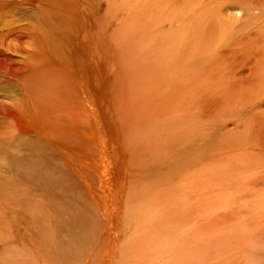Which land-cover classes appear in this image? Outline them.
Listing matches in <instances>:
<instances>
[{
	"label": "rangeland",
	"instance_id": "1",
	"mask_svg": "<svg viewBox=\"0 0 264 264\" xmlns=\"http://www.w3.org/2000/svg\"><path fill=\"white\" fill-rule=\"evenodd\" d=\"M93 1L81 2L72 16L67 4L42 15L36 12L40 2L0 0L2 42L10 47L0 49L16 53V61L5 59V65L16 64L17 70L14 77L0 69V233L4 228L11 234L12 223L5 226L15 214L26 233L16 232L18 246L0 240V264H59L55 258L74 264L68 258L88 256L93 238L104 253L112 236L114 256H124V264H131V253L136 263L141 243L145 264H264V0ZM35 33L49 36L52 53L37 70L28 62L31 54H44ZM74 37L85 53L79 64L71 52ZM92 37L96 59L90 64ZM62 111L81 122L55 127V114ZM70 129L83 137L73 138ZM44 145L46 153L40 150ZM26 158H48L49 169L62 166L79 190L66 195L82 209L76 211L79 220L73 221L74 210L58 212L49 222L64 234L46 240L43 250L35 243L21 248L36 230L24 214L34 213L35 226H46L45 209L56 210L48 195L19 174L34 167ZM11 164L16 177L1 168ZM151 228L158 233L146 241ZM26 250L37 251L36 257L29 259ZM42 252L45 263L38 259Z\"/></svg>",
	"mask_w": 264,
	"mask_h": 264
},
{
	"label": "bare ground",
	"instance_id": "2",
	"mask_svg": "<svg viewBox=\"0 0 264 264\" xmlns=\"http://www.w3.org/2000/svg\"><path fill=\"white\" fill-rule=\"evenodd\" d=\"M2 1H6V0H2ZM37 1V0H36ZM85 0H38L37 2H40L39 3V5H38V7H37V9H36V12H38L39 14H42L43 15V13L41 12V11H46V9L47 8H49V11H47V12H51L52 10H54L55 8H56V10H58L59 8H60V6L62 5H64V4H67V7L66 8H68V12H70L69 14L70 15H74V14H76L75 12L77 11V9L80 7V5H81V2H84ZM37 2H35V3H37ZM93 0H92V3H91V6L93 5ZM7 3V2H6ZM9 3V2H8ZM11 3V2H10ZM18 3L19 4H24V5H32V4H34L35 5V3L33 2V0H18ZM58 4H60V5H58ZM2 5V7H3V4H1ZM52 5H54L55 7H52ZM12 6V5H11ZM17 6V5H16ZM22 6V5H21ZM83 7V6H82ZM10 8V7H9ZM14 8V7H13ZM16 8V7H15ZM87 8V7H86ZM4 9V8H3ZM90 9L92 10V7H90ZM6 11L8 10V9H5ZM11 10H12V12H13V14H14V16H16V13H14V10L11 8ZM60 10V9H59ZM2 10H0V14H2L3 13V11L1 12ZM80 11H81V9H80ZM35 12V11H34ZM54 12H56V11H53V15H54ZM60 13H64V12H60ZM86 13V12H85ZM83 14V13H82ZM38 15V14H37ZM47 15V14H46ZM49 15V14H48ZM47 15V16H48ZM64 15V14H63ZM78 15V14H77ZM84 15V14H83ZM38 16H40V15H38ZM44 16H45V14H44ZM53 17V16H52ZM68 17V16H67ZM82 18H83V16H82ZM3 19V18H2ZM2 19H0L1 21H2ZM11 19V18H10ZM48 20V19H47ZM59 20V19H58ZM71 20V19H70ZM4 22V24H5V21H3ZM7 22V21H6ZM74 22V21H73ZM2 23V22H1ZM8 23H10V22H8ZM42 23V22H41ZM44 23V22H43ZM72 24V22H69L68 24ZM4 24H3V26H2V24H0V46H2V48H6V47H8V48H10L9 46H6L5 44H3V43H5V42H2V37H3V29H4ZM16 24V23H15ZM8 25V24H7ZM12 25V24H11ZM49 26V25H48ZM41 27V26H40ZM80 27H81V25H80ZM16 28V27H15ZM46 28V27H45ZM9 29V28H8ZM13 29V28H12ZM38 29H40V28H38ZM72 29V28H71ZM83 29V28H82ZM81 29V30H82ZM94 29V28H93ZM14 30V29H13ZM16 30V29H15ZM14 30V31H15ZM69 30V29H68ZM84 30H86V29H84ZM16 31H19L18 30V28H17V30ZM23 31V30H22ZM29 31V30H28ZM57 31H58V29H57ZM70 31V30H69ZM10 32V30L8 31V33ZM39 32H40V30H39ZM44 32V31H43ZM72 32V31H71ZM60 33H61V31H60ZM18 34V33H17ZM77 34V33H76ZM80 34V33H79ZM42 35V34H41ZM47 35V34H46ZM45 35V36H46ZM64 35V34H63ZM15 36V35H14ZM94 36V35H93ZM13 37V36H12ZM16 37V36H15ZM30 37H31V35H30ZM49 37V36H48ZM48 37L46 36L45 38L44 37H41V36H39V33H38V35H36V33H35V35L34 34H32V38L34 39V40H36L35 42H38V45L43 49V51H44V56L43 55H40V54H36V53H33V54H31V57L30 58H28V62H35L36 64L35 65H37V68H36V70L37 69H39L38 68V65H40V66H43V65H46V63L48 62L47 61V59H48V57L50 58V55L52 56V53H51V51H50V42H49V39H48ZM72 38H73V36H71ZM12 39V38H11ZM28 39H29V37H28ZM56 39V38H55ZM61 40H62V42L65 44L66 42V40H67V37H66V35L63 37V36H61ZM74 40L75 41H73V47H74V49H73V51H71L72 53H73V62H74V64H76V62H77V64H79V58L81 57V58H85L84 56H85V53H84V51H83V49H82V43L79 41V40H77L75 37H74ZM12 41V40H11ZM67 41H69V40H67ZM16 42V41H15ZM62 42H60V43H62ZM89 42H90V40L88 41V44H89ZM95 42V40H93V37H92V39H91V42H90V47L88 48L89 50L87 51V60L89 61V63L91 64V62L93 63L94 61V59H96V54H94L93 55V51H92V46H93V50L95 49L94 48V43ZM22 43V42H21ZM62 43V44H63ZM75 43V44H74ZM11 44V43H10ZM33 44H34V42H33ZM27 45V44H26ZM53 46V45H52ZM62 46H64V45H62ZM89 46V45H88ZM13 47V46H12ZM8 48L6 49V50H8ZM71 48V47H70ZM97 48V47H96ZM67 49V48H66ZM13 50H15V48L13 49ZM21 50V49H20ZM23 50V49H22ZM36 50V49H35ZM41 50V49H40ZM231 50V49H230ZM10 52V53H12V55H10V53L8 54L7 52ZM7 52L6 51H2L1 49H0V66H2V67H0V69L1 68H4L5 69V71H7L8 72V74H10V76H14V77H16V64H10V65H5V63H6V61H7V59H13L12 61H14L15 59V56L13 55V54H16V53H13V51L12 50H8ZM18 51V50H17ZM16 52V51H15ZM42 52V51H41ZM29 53V52H28ZM40 53V52H39ZM98 54V53H97ZM25 55H27V54H25ZM46 55V56H45ZM5 59H6V61H5ZM27 60V59H26ZM16 61V60H15ZM85 61V60H84ZM25 62V61H24ZM23 62V63H24ZM52 62H54V61H52ZM98 62V61H97ZM8 64V63H7ZM34 64V63H33ZM87 64V63H86ZM73 65V64H72ZM78 67L76 68V72L78 73V74H80V75H82L81 74V72H80V69H82V68H80L79 69V65H77ZM91 66V65H90ZM33 67H35V66H33ZM60 67V66H59ZM82 67V66H81ZM94 67V66H93ZM97 67V66H96ZM174 68V67H173ZM4 69H2V71H4ZM27 69V68H26ZM61 71V70H60ZM14 72V73H13ZM22 72H23V70H22ZM33 72V71H32ZM89 72V71H88ZM92 73H94V71L92 70ZM95 73H97L96 71H95ZM7 74V75H8ZM62 74H63V72H62ZM77 74V75H78ZM52 75V74H51ZM91 75V74H90ZM92 76V75H91ZM81 77V76H80ZM45 78V77H44ZM51 79V78H50ZM71 80V79H70ZM92 80V84L94 83V80L93 79H91ZM67 85V84H66ZM56 88V87H55ZM91 90H94V84L92 85V88H91ZM63 96V95H62ZM64 97V96H63ZM62 98V97H61ZM52 100V99H51ZM59 100H60V98H59ZM62 101H64V99H62ZM59 102V101H58ZM64 103V102H63ZM66 103V102H65ZM50 105H52V102H51V104ZM57 105V104H56ZM53 106V105H52ZM57 107V106H56ZM62 107L63 108H67L66 107V105H62ZM74 108H76V107H74ZM63 113H64V115H62V114H55V118L57 119V120H55L56 122H57V124H56V126L55 127H58L59 125H58V123L59 122H61V124H62V122L63 123H67V124H69V125H72V124H74V125H76L77 124V122H81V121H78L75 117H71V115H69V114H65V111H62ZM261 118V117H260ZM263 118V117H262ZM80 124V123H79ZM34 125V124H33ZM79 126V125H78ZM71 126H69V128H70ZM74 127H76V126H74ZM80 128V127H79ZM59 129H61V127H59ZM38 130V129H37ZM72 129H70V131H71ZM79 130V129H78ZM129 130V129H128ZM39 131V130H38ZM73 131V133H72V136L73 135H76V136H80L81 135V131L80 132H78V131H76V132H74V129L72 130ZM22 132V131H21ZM24 132V131H23ZM29 132V131H28ZM40 132V131H39ZM37 133V132H36ZM35 133V134H36ZM99 133V132H98ZM134 133V132H133ZM34 134V133H33ZM41 134H42V132H41ZM47 134V133H46ZM83 134V133H82ZM43 135H45V134H43ZM54 135H60V133H57V134H54ZM66 135H69V139H70V134L68 133V134H61V137H66ZM95 135V134H94ZM157 135V134H156ZM37 136V135H36ZM46 137H48V134L47 135H45ZM82 137H83V135H81ZM136 136V135H135ZM75 136H73V138H74ZM99 137V136H98ZM108 137H109V135H108ZM50 140H51V138H52V135H49V137H48ZM72 138V139H73ZM99 138H101V137H99ZM102 139V138H101ZM58 141H60V140H63V138H60V139H57ZM55 141V140H54ZM119 141V140H118ZM72 142V141H71ZM89 142V141H88ZM19 143V142H18ZM23 143V142H22ZM28 143V142H27ZM70 143V142H69ZM78 143V142H77ZM119 143V142H118ZM127 143V142H126ZM135 143H136V141H135ZM53 144H55V146L57 145V143L55 142H53ZM149 144V143H148ZM29 145V144H28ZM32 145V144H31ZM77 145H79V144H77ZM103 145V144H102ZM20 146V145H19ZM58 146V145H57ZM63 146V145H62ZM22 147V146H21ZM100 147L103 149V154L106 156V152H107V148H106V146L104 145V146H101L100 145ZM99 147V148H100ZM124 147V146H123ZM132 147V146H131ZM31 148H32V146H31ZM58 148H59V150H60V146H58ZM61 148H63V150H64V148L65 147H61ZM120 148V147H119ZM33 149V148H32ZM49 149V148H48ZM40 150H42V153H46V150L47 149H45V145L44 146H41L40 147ZM59 150H58V152H59ZM125 150V149H124ZM20 151V150H19ZM32 151H34V150H32ZM51 151V150H50ZM35 152H37L36 150H35ZM38 152H40V151H38ZM53 152H55V151H53ZM73 152V151H72ZM18 153V152H17ZM33 153V152H32ZM41 153V152H40ZM39 153V154H40ZM56 153H57V151H56ZM84 153V152H83ZM21 154H23V153H21ZM20 154V155H21ZM26 154V153H25ZM49 154V153H48ZM66 154V153H65ZM73 154V153H72ZM71 154V155H72ZM28 155V154H27ZM50 155V154H49ZM57 155H58V153H57ZM59 155H60V153H59ZM81 155H83V154H81ZM107 155H109V154H107ZM19 156V155H18ZM23 156V155H22ZM112 156V155H111ZM43 157V156H42ZM83 157H84V155H83ZM29 158V157H28ZM28 158H26L25 159V161H31V160H29ZM23 159V158H22ZM34 159V158H33ZM43 159V158H42ZM42 159H41V163L38 161V162H33V161H31V162H29V163H32L33 165H34V167L32 168H25V167H22V168H20L19 170H20V172H19V174L20 175H23V176H25L28 180V182L33 186L32 187V189H37V188H39L40 190H41V192L42 193H44V194H46V195H48L49 196V198H50V200L55 204V206H54V208H56V210L55 209H53L54 210V212H49L48 211V209H45L46 211H45V214L43 213L41 216L42 217H44L45 218V221H46V226H45V224H43V223H37L36 224V226H35V223H36V221H35V215H34V213H32V212H30V213H28V215L30 216V218H27V216H26V214H24L25 215V218H24V220L26 221V223H29L30 224V226H34V228L36 229V230H34V233H33V235H31L30 237H32L31 238V242H26V243H23V245H22V247L21 248H23L24 246L25 247H28V248H31L34 244H32V243H35V244H37L36 246H38L41 250H43V247H45V241L46 240H54V239H56L57 237L59 238V236L60 235H62V234H64V231L63 230H58V228H56V227H54V225L51 223L50 224V222H49V220H52V222L53 221H55L54 219L57 217V214H58V212H64V213H68V212H71L72 210H74L75 211V216L73 217L74 218V220L73 221H76V220H79L78 219V217H79V215H78V213H76V211H82V209L80 210L78 207H76V204L74 205H72V203H70L67 199L68 198H66L67 196H69V195H67L68 194V192H70L71 190H78L77 189V186L76 185H73V183H72V181L70 180V177L68 176V174H67V172L64 170V168L62 167V166H57V165H54V167L53 168H50L49 169V167H48V165H47V161H48V158H46L45 160H43L42 161ZM122 159V158H121ZM20 160V159H19ZM65 160V159H64ZM69 160V159H68ZM124 160H125V157H124ZM126 161V160H125ZM113 162V161H112ZM131 162V161H130ZM146 162V161H145ZM12 163H14V162H12ZM85 163V162H84ZM18 164V163H17ZM105 165V164H104ZM5 165H3V167H1L2 169H3V171L4 170H6V171H8L9 173H11L10 175H12V176H15L16 175V167L14 168V171H15V173H12L13 172V168H11L13 165L11 164L10 166L8 165H6L7 167H4ZM87 166V165H86ZM123 166V165H122ZM128 168V167H127ZM77 169H79V168H77ZM96 169H97V167H96ZM80 170V169H79ZM132 170V169H131ZM2 171V172H3ZM90 171V170H89ZM97 171H99V170H97ZM75 172V171H74ZM104 173H106V170H105V172ZM103 173V174H104ZM6 174V173H5ZM86 175V174H85ZM106 175H107V173H106ZM112 175V174H111ZM4 176V175H3ZM66 176V177H65ZM103 176V175H102ZM1 177V176H0ZM16 177V176H15ZM21 177V176H20ZM110 177V176H109ZM114 177V176H113ZM112 177V178H113ZM67 178V179H66ZM102 179H104V178H102ZM117 179V178H116ZM121 179V178H120ZM128 179V178H127ZM2 180V179H1ZM0 180V181H1ZM115 180V179H114ZM18 181H20V180H18ZM102 181H106V180H102ZM108 181V183L109 182H113V180L110 178V179H108L107 180ZM116 181V180H115ZM118 181V180H117ZM117 181H116V183H117ZM17 182V181H16ZM86 182V181H85ZM18 183V182H17ZM113 183H115V182H113ZM19 184V183H18ZM18 184H16V186L18 185ZM14 185H15V183H14ZM20 185V184H19ZM105 185V184H104ZM109 185V184H108ZM22 186V185H21ZM114 186V185H113ZM112 186V187H113ZM151 186V188H152V185H150ZM165 186V185H164ZM110 187V186H109ZM145 187V186H144ZM159 187H161V186H158V188ZM17 188V187H16ZM157 188V187H156ZM156 188H155V190H156ZM28 189V188H27ZM17 190V189H16ZM24 190V189H23ZM22 190V191H23ZM38 190V189H37ZM37 190H35V192L37 191ZM111 190V189H110ZM145 190V189H144ZM143 190V191H144ZM152 190H154V188L152 189ZM160 190V189H159ZM79 191V190H78ZM157 191V190H156ZM79 193V192H78ZM152 193V192H151ZM151 193H149L148 195H152ZM157 193H158V191H157ZM18 194H19V192H18ZM145 194V193H144ZM146 194H147V191H146ZM23 195V194H22ZM28 195V194H27ZM67 195V196H66ZM72 195H73V193H72ZM117 195V194H116ZM18 196V195H17ZM24 196H26V195H24ZM44 196V195H43ZM115 196V195H114ZM158 196V195H157ZM157 196H156V198H157ZM29 197V196H28ZM73 197V196H72ZM154 197V196H153ZM39 198H42V197H39ZM46 198V197H45ZM77 198V197H76ZM115 198V197H114ZM113 198V199H114ZM145 198H147V196L145 197ZM149 198V197H148ZM155 198V197H154ZM159 198V197H158ZM20 199V198H19ZM86 199V198H85ZM105 199V198H104ZM40 200H42V199H40ZM44 200H46V199H44ZM43 200V201H44ZM148 200V199H147ZM150 200V199H149ZM72 201V200H71ZM77 201H79L78 199H77ZM116 201V200H115ZM114 201V203L116 204V202ZM124 201V200H123ZM155 201V200H154ZM157 201V200H156ZM158 201H160L159 199H158ZM21 202V201H20ZM47 202V201H46ZM76 202V201H75ZM81 202V201H80ZM80 202H79V204H80ZM166 202V201H165ZM44 203V202H43ZM151 203H152V201H151ZM161 203V202H160ZM19 204V203H18ZM114 204V205H115ZM170 204V203H169ZM42 205V204H41ZM86 205V204H85ZM144 205V204H143ZM157 206H159L158 204H156ZM31 206V205H30ZM95 206H96V204H95ZM21 207V206H20ZM33 207V206H32ZM166 207H168V206H166ZM8 208V207H7ZM88 208V207H87ZM123 208V207H122ZM125 208V207H124ZM145 208V207H144ZM18 209V208H17ZM85 209V208H84ZM92 209V208H91ZM94 209V208H93ZM110 209V208H109ZM116 209H117V207H116ZM142 209V208H141ZM146 209V208H145ZM156 209V208H155ZM15 210V209H14ZM124 210V209H123ZM122 210V211H123ZM126 210V209H125ZM124 210V211H125ZM128 210V209H127ZM159 210V209H158ZM18 211V210H17ZM42 211H43V209H42ZM52 211V210H51ZM93 211V210H92ZM137 211V210H136ZM161 211V210H160ZM5 212V211H4ZM49 212V213H48ZM109 212V211H108ZM107 212V213H108ZM112 212V211H111ZM155 212V211H154ZM131 213V212H130ZM142 213V212H141ZM140 213V214H141ZM153 213V212H152ZM37 214V213H36ZM93 214V213H92ZM96 214V213H95ZM9 215V214H8ZM59 215V214H58ZM107 215H109V213L107 214ZM111 215H113V214H111ZM145 215V214H144ZM163 215V214H162ZM120 216V215H119ZM168 216V215H167ZM20 217V216H19ZM59 218V217H58ZM118 218H120V217H118ZM134 218H135V216H134ZM153 218V217H152ZM151 218V219H152ZM10 219H11V221H10ZM21 219H23V217L21 218L20 217V219L19 220H21ZM26 219H28V220H26ZM34 219V220H33ZM67 219V218H66ZM110 219H111V217H110ZM116 219V218H115ZM7 220H9L8 221V224L5 226L7 229H9V226H10V222L12 223V226L10 227L11 228V234L10 233H8L7 234V232H6V230L4 229V228H2L1 229V232L2 233H0V240H5V238H9L7 241H9V242H11V241H13L12 243H14V239H15V237H16V232H18V233H20V232H22L21 233V236L22 237H24L25 236V234L23 233V231H21L22 229H19L18 228V226H17V221H16V214L14 215V217H12V218H9V219H7ZM41 220V219H40ZM60 220V219H59ZM92 220V219H91ZM118 220V219H117ZM125 220V219H124ZM143 220V219H142ZM158 220H160V219H158ZM178 220V219H177ZM121 221V219H119V222ZM144 221V220H143ZM147 221L150 223L151 222V224H154V220L152 221V220H149V218H147ZM146 221V222H147ZM70 222H71V220H70ZM129 222V221H128ZM128 222H126L125 224H127ZM133 222H134V219H133ZM145 222V221H144ZM144 222H142V223H144ZM147 222V223H148ZM130 223V222H129ZM128 223V224H129ZM135 223H137V222H135ZM120 224H121V222H120ZM123 224V223H122ZM164 224H165V222H164ZM49 225H50V228H49ZM77 225H79L80 226V224H77ZM95 225L96 226H91L93 229V233H95V235H98L99 234V228L97 229V224L95 223ZM141 225V224H140ZM155 225V224H154ZM2 225H1V222H0V227H1ZM17 226V227H16ZM155 226H157V225H155ZM163 226H165V225H163ZM38 227V228H37ZM40 227V228H39ZM90 227V228H91ZM105 227V229H106V232H107V228H106V226H104ZM117 227V226H116ZM158 227V226H157ZM32 228V227H31ZM121 228V227H120ZM144 228H145V225H144ZM148 228V227H147ZM164 228V227H163ZM17 229V230H16ZM30 229V228H29ZM81 230H84V227L82 226L81 228H80ZM88 229V228H87ZM110 229V227L108 228V230ZM166 229V228H165ZM74 230V229H73ZM113 230H114V226H113ZM115 230H116V228H115ZM142 230H143V228H142ZM67 231V230H66ZM111 231V230H110ZM124 231V230H123ZM134 231V230H133ZM164 231V230H163ZM103 232V231H102ZM113 232V231H112ZM118 232V231H117ZM152 232V233H151ZM151 232H148L147 231V239H146V241H152V240H154V238L156 237V233H158V232H156L155 234L153 233L154 231L152 230V228H151ZM29 233V232H28ZM119 233V232H118ZM124 233V232H123ZM101 234V233H100ZM135 234V233H134ZM20 235V234H19ZM94 235V236H95ZM144 235V234H143ZM64 236V235H63ZM72 236V235H71ZM107 236H108V233H107ZM131 236V235H130ZM134 236V235H133ZM19 237V236H18ZM62 237V236H61ZM91 237V236H90ZM127 237V236H126ZM158 237H159V235H158ZM81 239V238H80ZM89 239V238H88ZM116 238H115V236L113 237H111V239H110V245L109 244H107L108 245V250H106V252H104V253H101L102 252V250H101V247H100V243H98L97 241H96V239L95 238H93L92 240L94 241L95 240V244L94 245H92V247H91V249H92V251L90 250L89 252H90V254H88V256H85L86 254L85 253H83V252H81L80 254H76V256L77 257H75V258H72V259H69L68 258V260L67 261H70L71 263H79V264H120V263H123L122 261L125 259V257L124 256H121V254H115V256H114V253H113V249H114V244H115V242H116V240H115ZM118 239H120V237L118 238ZM124 240H125V238H123ZM78 240V239H77ZM122 240V239H121ZM26 241H27V239H26ZM56 242H58V240H55ZM81 241V240H80ZM85 241V240H84ZM123 241V240H122ZM5 242V241H4ZM17 242H20L21 243V241H20V239H17L16 240V243H14V244H16L17 246H18V244L19 243H17ZM63 242H67V241H63ZM123 242H125V241H123ZM183 242V241H182ZM31 243V244H30ZM53 243V242H52ZM102 243V242H101ZM162 243V242H161ZM0 244H1V242H0ZM5 244V243H4ZM119 244V243H118ZM120 244H121V242H120ZM119 244V245H120ZM142 244L143 243H141V246H142ZM163 244V243H162ZM49 245V244H48ZM171 245V244H170ZM73 246V245H72ZM75 246H77V245H75ZM79 246V245H78ZM130 246V245H129ZM139 247V252L138 253H140V257L138 256V255H135V261H136V263H135V261H134V263L135 264H145L144 263V259H145V254H146V251L144 250V249H142V247ZM162 246V245H161ZM163 246H165V244L163 245ZM34 247V246H33ZM53 247V246H52ZM106 247V246H105ZM104 247V248H105ZM116 247V246H115ZM121 247V246H120ZM124 247H125V244H124ZM154 247H156V245H154ZM160 246H158V248H159ZM39 248H34L35 250H37L38 252H39ZM117 249H118V247H116ZM128 248V244H127V247L125 248V249H127ZM157 248V247H156ZM156 248H154V249H156ZM32 249V248H31ZM88 249V248H87ZM35 250H33V251H35ZM119 250V249H118ZM117 250V251H118ZM120 250H122V249H120ZM123 250H124V248H123ZM157 250V249H156ZM20 251H23L22 249L20 250ZM36 251V252H37ZM61 251V250H60ZM125 251V250H124ZM126 251H128V249L126 250ZM134 251H136V250H134ZM160 251H161V248H160ZM32 252V251H31ZM36 252H32V253H29L27 250H26V255H28V257H29V259H33V258H35L36 257ZM51 252H53V251H51ZM88 252V253H89ZM120 252V251H119ZM118 252V253H119ZM162 252V251H161ZM172 252H174V251H172ZM177 252V251H176ZM115 253H117V252H115ZM135 253V252H134ZM133 253V254H134ZM166 253V252H165ZM33 254V255H32ZM35 254V255H34ZM37 254H39V253H37ZM43 254V252L40 254V255H42ZM70 254V253H69ZM151 254V253H150ZM18 255L20 256L21 254H19L18 253ZM168 255V254H167ZM167 255H165V257L167 256ZM170 255V254H169ZM18 256V257H19ZM38 256V255H37ZM66 256V255H65ZM65 256H64V258H65ZM73 256V255H72ZM151 256V255H150ZM48 256H46V255H42L41 256V258H38V259H41V261H42V263L45 261L44 259H46ZM74 257V256H73ZM127 257V256H126ZM23 258H25V257H23ZM128 258V257H127ZM150 258H152V257H149V258H147L148 260L150 259ZM161 258V257H160ZM163 258V257H162ZM161 258V259H162ZM58 258H55L54 260H53V262H55V263H62V261L61 262H58V260H57ZM123 259V260H122ZM130 260V262H131V264L133 263V260H131V259H133V256H132V253H131V258H129ZM147 259H146V262H147ZM156 259V258H155ZM20 260H21V257H20ZM26 260V259H25ZM158 260H159V257H158ZM165 260V259H164ZM35 261V260H34ZM33 261V262H34ZM66 261V260H65ZM167 262V261H166ZM45 263V262H44ZM125 263V262H124ZM123 263V264H124ZM128 263V262H127ZM37 264V263H36ZM52 264V263H51ZM148 264V263H147ZM152 264V263H151Z\"/></svg>",
	"mask_w": 264,
	"mask_h": 264
}]
</instances>
